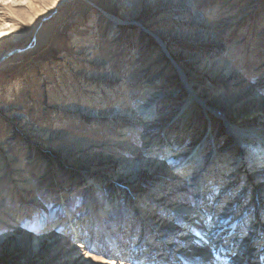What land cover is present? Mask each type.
Returning a JSON list of instances; mask_svg holds the SVG:
<instances>
[{"label": "rangeland", "instance_id": "1", "mask_svg": "<svg viewBox=\"0 0 264 264\" xmlns=\"http://www.w3.org/2000/svg\"><path fill=\"white\" fill-rule=\"evenodd\" d=\"M92 1L0 0V235L10 236L0 246V264H94L92 260L154 264L150 255L156 258L171 249L176 252L170 255L177 257L193 240L185 239L195 223L190 220L196 212L192 208L196 195L214 201L208 210L214 221L210 228L200 221L195 229L209 233L218 224L226 231L230 223L223 215L231 213L242 220L239 234L251 235L256 240L250 245L259 248L264 238V187L257 199L250 198L253 188L264 182V174L254 176L251 191L245 197L237 195L239 202L227 206L244 177L229 193L221 192L227 184L219 178L207 180L202 191H191L184 179L168 186L160 183L167 178L171 182V170L185 165L177 156H168L155 171L145 169L136 178L123 172L128 157L121 160L117 155H140L147 135H166L173 141L184 129L187 142L182 147L194 149L206 136L210 119L218 142L210 137L204 143V163L214 147L224 152L232 144L224 122L213 115L209 119L201 103L184 123L179 118L190 92L181 68L199 95L235 94L224 89L228 82L224 75L202 78L196 65L206 61L226 65L237 73L231 85L243 83L247 95L250 89L255 92L247 99L235 98L232 108L239 123L264 124V0H118L114 5L104 0L106 10L121 20L114 28ZM87 42L92 44L84 45ZM176 63L181 68H175ZM149 86L156 92L175 89L179 94L169 97L168 108H162L166 99L158 101L157 117L144 123L136 105ZM121 101L128 102L132 118L110 113ZM123 127L131 130L119 143L115 138ZM127 146L130 152L125 151ZM155 188L164 200L146 199L157 193ZM112 198L118 203L109 208ZM171 202L177 206L172 208ZM66 206L72 211L70 218L64 213ZM182 209L186 213H180ZM94 214L115 236L117 247H125V257L97 232L98 220L89 226ZM69 221L84 225L82 241L75 242L65 232ZM251 221L255 231L247 230ZM224 232L212 242H219ZM63 235L67 240L59 242ZM240 235L231 234L224 246L241 248V241L229 242ZM40 236L45 237L35 247ZM138 243L144 253L134 262Z\"/></svg>", "mask_w": 264, "mask_h": 264}, {"label": "bare ground", "instance_id": "2", "mask_svg": "<svg viewBox=\"0 0 264 264\" xmlns=\"http://www.w3.org/2000/svg\"><path fill=\"white\" fill-rule=\"evenodd\" d=\"M118 0H109L110 5H114ZM94 5L101 9L104 15L107 16V18L114 22V25L112 26L114 28L115 25H117L121 20L114 17L110 12L106 10L107 3L104 2V0H93L92 1ZM135 6V5H134ZM192 13L193 11L187 10L186 13ZM105 16V17H106ZM2 31H0L1 33ZM153 35L157 36L156 33L151 32ZM204 33L208 34V30H205ZM45 31L42 33L40 39L38 40L39 43H42L45 36ZM92 43L87 42L84 43V45H91ZM164 48L167 49L165 46V43L163 42ZM92 46H89L88 49H91ZM93 48V47H92ZM89 64L94 63L93 60L91 62H88ZM226 66V65H225ZM225 66H217L209 63V61H206V63L201 64L197 63L196 67L201 72V75L203 74L202 78H208L209 76L217 78L221 75L226 76L227 83L224 86V89L226 90H233L235 94H233V97L231 98L230 95L224 94L223 92H220V96H213L214 93H211L210 96H207V98L203 95H199L196 93L193 87V81H190L186 73H184L183 69L179 64L176 63L175 68H181L180 72L182 76L184 77V85L187 87V89L190 90L186 97V101L184 105L180 108L181 114L179 115L180 121L184 123L187 118H189L193 113H195L197 110H199V104L201 103L204 108L208 110V117L210 119V115H213L217 117L219 120L224 122V125L226 127L227 135H228V141L232 144L224 150V152H220L217 148H213L211 150V153L208 154V160L204 163V159L202 157L203 150H204V143H208L210 137L217 141L216 137L213 135V123L210 119V125L208 128V132L206 136L203 137V140L197 142L194 145V149L184 148L182 147L187 142L185 137L182 134L185 133V129L177 134V136L174 138L173 141L171 139L167 138L165 135V138H162L160 135H147L145 138L142 139V146L144 153L140 155H136L131 151V148H125L126 152L128 153L127 156L120 154L117 155L118 159L121 157V160H123L124 157H128L127 160H125V169L124 174L126 176H133L138 178L142 171L145 169H150L152 171H155L157 167H160L166 159L168 160L169 157L177 156L178 159H182L183 164L178 168H174L171 170V173L169 175V179H171V182L167 179L162 180L160 182L161 184H164L165 186H168L172 182L175 181H183L187 180L188 187L191 189V191H202L204 187H206V182L209 179L219 178L224 179L226 181V187H223L221 189V192H230L232 188L235 186V189L237 186H240V182H242L241 186L237 188L236 193L234 194L235 197L232 201L229 200V202H225L227 206H232V204H236L239 202V199L236 197L241 196L245 197L248 194V191H251V188L253 187L254 183H256L257 180H255L254 176H258L260 173L264 174V124L260 126H252V125H241L239 121L237 120L238 115L233 113L235 112V109L232 108L233 102L235 101V98H243L247 99L251 96H255V92L250 89L248 92L250 93L247 95V91H245L242 84H236L231 85L230 81H233L236 78L235 71H228V69ZM89 75H91V72H89ZM106 75V74H105ZM201 78V77H199ZM214 85V84H212ZM125 87V86H124ZM213 88V86H211ZM104 91H108V88L104 87ZM223 91V90H222ZM122 95L124 92H120ZM179 94L177 91L169 90H158L157 92L152 90L151 87L147 88L143 94V97H141L138 101V104L136 105L137 109L136 111L140 114H142L144 120V123L152 122L154 118L157 117L156 113V107L158 106V101H163V99H166V102L163 104V109L168 108L172 101L169 99L170 96H173V94ZM254 98V97H253ZM255 98H258L255 97ZM117 96L114 98L113 102H117ZM117 104V103H116ZM128 102L121 101L119 105H116L112 108V111L110 113H115L114 116L120 115L121 117H133L134 115H130V112L127 110ZM94 114L99 115L100 113L95 112ZM134 114V112H133ZM164 114V113H163ZM256 114V112H255ZM254 114V115H255ZM260 113H257L258 115ZM163 115H160V118ZM140 118H137L136 121H142ZM131 121V120H130ZM261 121V120H260ZM132 122V121H131ZM156 122V121H155ZM161 121H157L156 123H160ZM264 123V122H263ZM168 128V127H167ZM182 129V128H181ZM130 127H123L119 131V136H117L115 141H118L119 143H122V140H124L126 137L129 136ZM136 132V131H135ZM169 137V136H168ZM238 146V147H237ZM174 148H179L178 151L175 152ZM169 156V157H168ZM206 156V155H205ZM183 166H186L185 169L181 170ZM175 171V172H174ZM182 173V174H180ZM185 173V174H184ZM242 174V175H240ZM264 175H262L263 177ZM244 177L240 182V178ZM264 178V177H263ZM175 180V181H174ZM239 182V183H238ZM218 183V182H216ZM238 183V184H237ZM261 183V182H258ZM160 184V185H161ZM159 185V189L162 187ZM170 187V186H169ZM175 187V185L173 186ZM221 185H217V188H220ZM264 187V182L262 184H258L256 188H253L252 190V196L250 200L252 202L257 199L259 192H262ZM177 187H175V190H179ZM173 190V189H172ZM171 190V192H173ZM158 193V188H155V193ZM204 192V191H203ZM149 194L146 195V199H151L152 201H162L164 200V197L162 198L159 193L158 194ZM204 194V193H203ZM174 193H172V196L174 197ZM232 195V194H231ZM197 201L194 202L192 208L196 210V212H193V218L190 220V222H195L192 225V230L189 232L187 240L193 239L189 243H186L184 245L185 251L184 253L175 254L177 257H173L170 255V253H175V249H171L170 253L166 250H162L156 258L154 255H150L148 260L150 262H153L154 264H164L162 261H167L169 263H175V264H264V238L262 240H259L258 244L259 248L253 249L251 235L244 236L240 235L241 233V222L242 220L235 219V215L231 214L229 212H232L230 209H226L227 213L224 214V220L225 223H230V227H226V231L223 227H220V225L216 224L211 227L212 232H206L203 230H197L195 227L197 226V223L202 221L205 222V224L209 225V228L214 221V215L213 213L208 212V210L211 209V207L214 205V201L209 203L208 201H205V196L200 197V195H196ZM208 197V196H207ZM255 198V199H254ZM144 199V200H146ZM235 199H238V201H234ZM264 199V198H263ZM142 200V199H141ZM211 200H213L211 198ZM224 200V199H223ZM261 200V198H260ZM228 201V200H226ZM149 202V201H148ZM118 203V199L112 198L111 200L107 201L108 207H113L115 204ZM250 205V202L248 203ZM148 205V204H147ZM172 208H175L177 204L175 202H171L169 204ZM255 208H257V204H251ZM92 206V204H91ZM247 206V204H246ZM180 208V207H177ZM245 207H243L244 209ZM150 206L148 209H146L143 212V208L140 207L139 211L143 212L144 214H147L149 212ZM93 210V209H92ZM91 210V211H92ZM238 211L239 208L237 209ZM198 211V212H197ZM237 211V212H238ZM245 211H247V208H245ZM180 213H186L184 209L179 211ZM242 212V211H241ZM64 213L67 217H71L72 211L71 209L66 206L64 208ZM93 213V212H92ZM151 213V212H150ZM143 214V215H144ZM146 215V216H147ZM145 216V217H146ZM144 217V218H145ZM264 217V214H263ZM95 216L92 219V221L89 222V226H93V220H98L96 223L99 231L97 232L102 233V235L110 242L112 245V250L115 253H119V256L125 257L126 253L123 251L125 250V247H117L118 242L115 238V236L112 235V232L105 226L99 219ZM89 219V218H87ZM258 220V218H256ZM147 220V219H146ZM227 220V221H226ZM233 220V221H232ZM254 220V219H253ZM88 222V220L85 222V224ZM5 224V223H4ZM95 226V225H94ZM215 226V227H214ZM84 227V225H81L78 222L69 221L68 224H65V232L67 234H71L75 242L82 241L83 240V234L82 231H80V228ZM262 228H264V222L263 225H261ZM213 228V229H212ZM235 229V230H234ZM247 230L255 231V224L254 221H251V224L249 225V228ZM225 231V232H224ZM230 231V232H229ZM227 233L224 234L222 239L219 240V242H212L213 239L218 240V236L220 233ZM219 233V234H218ZM221 233V234H222ZM236 233V235H240V237L234 236L232 241H229L230 244L234 243L235 241H241L242 247L241 248H232L230 246H224L227 240H229V236L231 234ZM9 234H2L0 235V246L3 243H7V240L9 239ZM45 236H40L36 238L34 246H38L41 240ZM242 237V240H241ZM190 238V239H189ZM67 237L64 235L59 239V242L66 241ZM226 240V241H225ZM136 242V241H135ZM228 242V241H227ZM240 242V243H241ZM221 244V246L219 244ZM137 243H134L136 245ZM166 244V243H165ZM151 246L150 244H148ZM140 243H138L137 247L134 249L135 253L132 255L134 262L138 261L142 257V254L144 251L140 248ZM247 246V247H246ZM78 247V246H75ZM243 248V249H242ZM247 248V249H246ZM236 249V250H235ZM141 255V257H140ZM117 256V255H116ZM158 258H164V260L158 261ZM256 259V260H255ZM147 260V258H146ZM147 260V261H148ZM175 260V261H174ZM226 260H229L227 262H224ZM146 261V262H147ZM148 261V262H149ZM94 264H102V262L92 260ZM121 262V260H120ZM123 262V261H122ZM119 264H124V263ZM149 262V263H150ZM145 263V262H144ZM114 264V263H112Z\"/></svg>", "mask_w": 264, "mask_h": 264}]
</instances>
